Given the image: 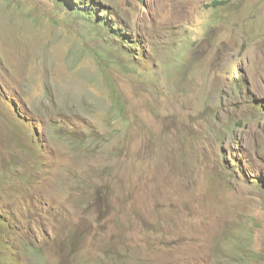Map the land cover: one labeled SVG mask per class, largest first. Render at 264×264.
<instances>
[{
	"label": "rangeland",
	"instance_id": "obj_1",
	"mask_svg": "<svg viewBox=\"0 0 264 264\" xmlns=\"http://www.w3.org/2000/svg\"><path fill=\"white\" fill-rule=\"evenodd\" d=\"M79 2L0 0V264H264V0Z\"/></svg>",
	"mask_w": 264,
	"mask_h": 264
},
{
	"label": "trees",
	"instance_id": "obj_2",
	"mask_svg": "<svg viewBox=\"0 0 264 264\" xmlns=\"http://www.w3.org/2000/svg\"><path fill=\"white\" fill-rule=\"evenodd\" d=\"M78 1H80L78 4H81V5H84V0H78ZM83 3V4H82ZM93 6H95V5H93L92 3L90 4V8H87V11H91V7H93ZM262 117H263V115H261Z\"/></svg>",
	"mask_w": 264,
	"mask_h": 264
}]
</instances>
